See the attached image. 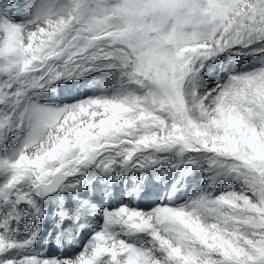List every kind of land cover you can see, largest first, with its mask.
<instances>
[{
	"label": "snow or ice",
	"instance_id": "obj_1",
	"mask_svg": "<svg viewBox=\"0 0 264 264\" xmlns=\"http://www.w3.org/2000/svg\"><path fill=\"white\" fill-rule=\"evenodd\" d=\"M0 264H264V0H0Z\"/></svg>",
	"mask_w": 264,
	"mask_h": 264
},
{
	"label": "rangeland",
	"instance_id": "obj_2",
	"mask_svg": "<svg viewBox=\"0 0 264 264\" xmlns=\"http://www.w3.org/2000/svg\"><path fill=\"white\" fill-rule=\"evenodd\" d=\"M29 1H30V0H16L15 2L18 3V4L23 5V4H25V3H28ZM12 10H13V11H12ZM11 13H12V15L15 16L14 19L17 20V21H20V20H22L23 18H24V19L26 18L25 15H24V10H23V8L18 9V8L13 7V8H11ZM16 14H17V15H16ZM18 16H19V17H18ZM24 19H23V20H24ZM137 204H138L139 206L143 207V204L140 203L139 201H137ZM113 206H117L115 201L113 202ZM44 251H45V253H46L47 255H57V256H59V255L66 254V250H64V249H57V247H56L55 244H52L50 247H46V248L44 249Z\"/></svg>",
	"mask_w": 264,
	"mask_h": 264
},
{
	"label": "bare ground",
	"instance_id": "obj_3",
	"mask_svg": "<svg viewBox=\"0 0 264 264\" xmlns=\"http://www.w3.org/2000/svg\"><path fill=\"white\" fill-rule=\"evenodd\" d=\"M15 1H16V0H15ZM29 2H30V1H29ZM23 5H24V4H23ZM12 11H13V10H12ZM7 15H8L9 17L13 18V19H14V17H15V16L12 15V13H11V8L8 9ZM16 15H17V14H16ZM18 17H19V16H18ZM23 19H24V18H23ZM23 19H22V20H23ZM14 20H15V19H14Z\"/></svg>",
	"mask_w": 264,
	"mask_h": 264
}]
</instances>
